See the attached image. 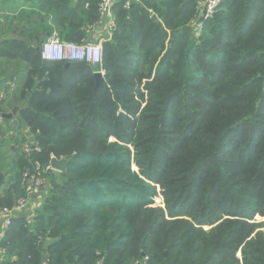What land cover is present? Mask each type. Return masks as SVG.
<instances>
[{
  "label": "trees",
  "instance_id": "1",
  "mask_svg": "<svg viewBox=\"0 0 264 264\" xmlns=\"http://www.w3.org/2000/svg\"><path fill=\"white\" fill-rule=\"evenodd\" d=\"M125 1L103 43L106 83L86 62L14 48L40 150L2 162L0 206L26 198L25 174L52 156L67 169L36 218L6 228L0 264H264V0H223L206 21L201 0ZM27 2L78 45L100 21L101 0Z\"/></svg>",
  "mask_w": 264,
  "mask_h": 264
},
{
  "label": "crops",
  "instance_id": "2",
  "mask_svg": "<svg viewBox=\"0 0 264 264\" xmlns=\"http://www.w3.org/2000/svg\"><path fill=\"white\" fill-rule=\"evenodd\" d=\"M119 1L113 8L114 26L117 18L115 8ZM34 11L36 9L27 0H0V169L3 161L7 164L13 160L18 150L23 152V146L28 141L37 144L36 136L20 118L23 109L22 91L30 64L21 58V55L17 57L14 48L22 45L24 56H32L34 52L38 54L42 44L56 27L50 19L43 18L40 22L37 21L33 15ZM155 16L156 19L153 18ZM152 19L159 20L155 13H152ZM195 24L196 22L192 23L194 28ZM112 31H107L100 21L87 25L84 42L94 41L103 44L111 40ZM16 108L18 111L14 115ZM10 181L9 178L4 179L3 185L0 186V197L4 195ZM47 195L48 192L42 190L40 194L30 197L27 213H21L19 216L31 222L38 212L43 210ZM5 230V217L0 214V241ZM0 255L2 257V251Z\"/></svg>",
  "mask_w": 264,
  "mask_h": 264
},
{
  "label": "built area",
  "instance_id": "3",
  "mask_svg": "<svg viewBox=\"0 0 264 264\" xmlns=\"http://www.w3.org/2000/svg\"><path fill=\"white\" fill-rule=\"evenodd\" d=\"M118 0H101L99 4V18L102 25L105 26L107 31H112L115 17L113 15V8ZM139 0H126L124 9L131 8L134 2ZM223 0H201L198 18L201 21L212 19L215 13L218 11ZM202 24L199 20L195 24L194 32L198 34L201 30ZM41 59L45 62H86L94 67L99 68L96 73L104 74L101 70L103 67V44L101 42H87L83 45H78L73 42L63 40L59 32L55 30L50 37L42 44L40 49ZM95 73V74H96ZM24 153L31 154L32 151L40 149L37 144H33L28 141L23 146ZM51 167V166H50ZM50 167H47L48 169ZM46 170V169H45ZM39 165L36 166V176L25 174V177H30V185L28 190V196L26 198L17 201L14 208H2L0 206V214L5 217V228L11 226L14 218L21 213H27L29 209V199L32 196H36L41 193L44 182H42V174L44 171ZM134 264H150L149 258L144 257L141 260L136 261Z\"/></svg>",
  "mask_w": 264,
  "mask_h": 264
},
{
  "label": "rangeland",
  "instance_id": "4",
  "mask_svg": "<svg viewBox=\"0 0 264 264\" xmlns=\"http://www.w3.org/2000/svg\"><path fill=\"white\" fill-rule=\"evenodd\" d=\"M197 19V18H196ZM194 22V21H193ZM195 28L193 27V30H194ZM57 30V29H56ZM55 31V30H54ZM53 31V32H54ZM58 32H59V35H60V31L59 30H57ZM52 32V33H53ZM103 68V67H102ZM104 74H101L102 75V77H103V79H104V82H102V83H106V79H105V71L102 69L101 70ZM51 159L53 160V159H57V158H55L54 156H52L51 157ZM58 160V159H57ZM60 160V159H59ZM61 160H65V159H61ZM54 174H55V176H60V172H58V171H56V170H53L52 169V167H50L49 169L48 168H46V170L44 171V173H43V175H42V182H44V187H43V190H46V181H48L47 179H52V177H54ZM56 180H58L59 182H60V178L59 179H56ZM158 204H161L162 205V199H160L158 202H157ZM163 207H164V205H162ZM255 222H257V223H263L264 222V217H262V216H258L257 218H256V220H255ZM206 230H209V228L207 227L206 228ZM261 230H264L263 228H261Z\"/></svg>",
  "mask_w": 264,
  "mask_h": 264
},
{
  "label": "water",
  "instance_id": "5",
  "mask_svg": "<svg viewBox=\"0 0 264 264\" xmlns=\"http://www.w3.org/2000/svg\"><path fill=\"white\" fill-rule=\"evenodd\" d=\"M153 18L156 19V16L153 17ZM69 65H70V64L68 63L67 66H69ZM95 78H96L98 84L104 82V79H103V77H102V75H101L100 73H96V74H95ZM17 111H18V108H16V109L14 110L13 114H14V115L17 114ZM8 117H10V116H8ZM51 167H52L53 170H56V171L62 173V172H65L66 169H67V162H66V160H57V159H53V160L51 161ZM3 183H4V178H3V176L1 175V176H0V186H2Z\"/></svg>",
  "mask_w": 264,
  "mask_h": 264
}]
</instances>
